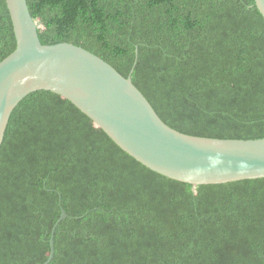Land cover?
<instances>
[{
  "label": "trees",
  "instance_id": "obj_1",
  "mask_svg": "<svg viewBox=\"0 0 264 264\" xmlns=\"http://www.w3.org/2000/svg\"><path fill=\"white\" fill-rule=\"evenodd\" d=\"M28 5L42 43L82 46L131 75L171 127L264 138L255 0ZM16 47L0 0V62ZM53 235L48 264H264V178L198 186L169 178L66 97L35 91L13 111L0 148V264H44Z\"/></svg>",
  "mask_w": 264,
  "mask_h": 264
},
{
  "label": "water",
  "instance_id": "obj_2",
  "mask_svg": "<svg viewBox=\"0 0 264 264\" xmlns=\"http://www.w3.org/2000/svg\"><path fill=\"white\" fill-rule=\"evenodd\" d=\"M264 16V0H255ZM16 49L0 62V148L11 115L30 93L72 101L123 150L150 169L193 186L264 178V138L195 136L168 125L132 76L70 42L44 44L28 0H7ZM68 217L65 210L59 221ZM56 227V226H55ZM48 264L54 256V235Z\"/></svg>",
  "mask_w": 264,
  "mask_h": 264
}]
</instances>
